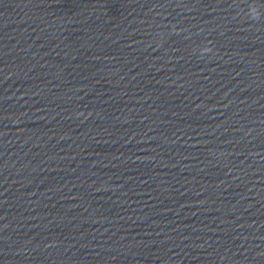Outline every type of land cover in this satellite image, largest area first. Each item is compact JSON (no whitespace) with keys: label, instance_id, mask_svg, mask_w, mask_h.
I'll use <instances>...</instances> for the list:
<instances>
[{"label":"water","instance_id":"95a60500","mask_svg":"<svg viewBox=\"0 0 264 264\" xmlns=\"http://www.w3.org/2000/svg\"><path fill=\"white\" fill-rule=\"evenodd\" d=\"M0 264H264V0H0Z\"/></svg>","mask_w":264,"mask_h":264}]
</instances>
